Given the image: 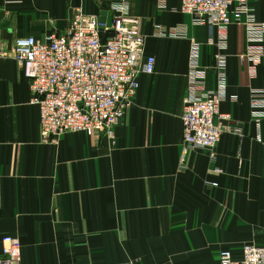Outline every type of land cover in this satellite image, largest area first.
<instances>
[{
	"label": "crops",
	"instance_id": "1",
	"mask_svg": "<svg viewBox=\"0 0 264 264\" xmlns=\"http://www.w3.org/2000/svg\"><path fill=\"white\" fill-rule=\"evenodd\" d=\"M124 5L0 0V40L8 51L16 38L45 42L65 32L77 10L110 28L113 7ZM126 8L144 52L138 89L111 137L77 132L44 144L27 80L10 55L0 57V258L5 236L20 242L19 264H218L222 250L240 261L244 244L264 246V117L254 118L249 104L251 91L264 88V64L252 69L243 58V25L228 28L219 106L241 136L222 134L214 160L204 150L182 156L190 39L212 89L215 49L207 41L216 30L195 26L180 0H127ZM248 8L264 21V0ZM155 26H184L186 38H156ZM146 56L155 58L150 75L141 72Z\"/></svg>",
	"mask_w": 264,
	"mask_h": 264
},
{
	"label": "built area",
	"instance_id": "2",
	"mask_svg": "<svg viewBox=\"0 0 264 264\" xmlns=\"http://www.w3.org/2000/svg\"><path fill=\"white\" fill-rule=\"evenodd\" d=\"M120 1L125 5L113 7L110 28L99 18L77 10L65 32L50 35L45 42L33 36L16 38L8 51L0 40V57L10 55L28 82L31 102L39 109V135L44 144L55 146L61 135L77 132H104L111 137L131 105L139 86L145 37L139 32L138 19L127 12V0ZM248 1L180 0V12L191 16L195 26L216 30L215 38L207 41L215 49L210 67L215 76L212 89L206 87L208 69L199 62L200 46L190 39L180 114L182 156L187 151L204 150L214 160L222 134L241 136L240 127L232 125L230 115L220 112L219 106L226 96L225 51L230 25L241 23L244 27L243 58L252 69L264 64V21L255 20ZM185 35L184 26H155L152 32L156 38L182 39ZM154 67L155 58L144 57L141 72L150 75ZM249 104L254 118L264 117V88L251 91ZM1 243L0 264H19L18 239L5 236ZM218 264H264V246L244 244L240 261L222 250Z\"/></svg>",
	"mask_w": 264,
	"mask_h": 264
}]
</instances>
